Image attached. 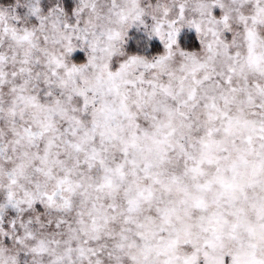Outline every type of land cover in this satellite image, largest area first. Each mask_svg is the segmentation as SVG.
Returning <instances> with one entry per match:
<instances>
[{"label":"snow or ice","instance_id":"1","mask_svg":"<svg viewBox=\"0 0 264 264\" xmlns=\"http://www.w3.org/2000/svg\"><path fill=\"white\" fill-rule=\"evenodd\" d=\"M0 264H264V0H0Z\"/></svg>","mask_w":264,"mask_h":264}]
</instances>
